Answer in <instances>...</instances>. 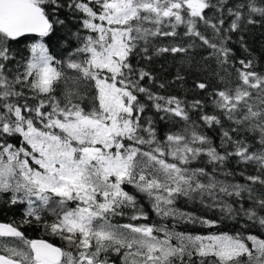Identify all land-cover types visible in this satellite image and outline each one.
<instances>
[{
    "label": "snow or ice",
    "instance_id": "6c2138e0",
    "mask_svg": "<svg viewBox=\"0 0 264 264\" xmlns=\"http://www.w3.org/2000/svg\"><path fill=\"white\" fill-rule=\"evenodd\" d=\"M258 23L264 0H0V195L23 206L19 224L0 223V264H264L259 235L177 230L218 224L182 199L264 229V73L226 44ZM196 41L211 51L193 61L204 78L191 90L207 101L153 91L139 61L187 54ZM149 104L171 122L162 138ZM205 129L219 130L218 145ZM231 160L255 174L229 170ZM237 174L243 183L229 179ZM25 225L66 247L29 239Z\"/></svg>",
    "mask_w": 264,
    "mask_h": 264
},
{
    "label": "trees",
    "instance_id": "16d2710c",
    "mask_svg": "<svg viewBox=\"0 0 264 264\" xmlns=\"http://www.w3.org/2000/svg\"><path fill=\"white\" fill-rule=\"evenodd\" d=\"M237 0H226V3H228L229 6H232V4L236 3ZM209 15H213V13H209ZM216 15H219L216 13ZM225 17H227V11L225 10ZM259 19V17H256ZM231 22L230 18L226 19L225 27ZM69 26L73 28V31H75L76 28H79V24L75 19L69 18ZM181 33L180 39L187 41V43H193L192 40H189L188 37L183 36V29H179ZM207 35L211 36V29L208 30L206 33ZM240 35L244 36L245 43L247 45L248 51H245L244 48L240 46L239 43V37ZM55 39V38H53ZM172 38H163L159 41L160 44L166 45L169 43H173ZM226 44L228 47L232 49V54L236 58V60L239 59H246L251 58L255 61V70L264 73V23H258L255 25H249L247 29L243 33H233L231 36V39L226 41ZM196 47L191 48L189 50V53L187 54H178L175 57H173L172 54H165L164 56L154 57L151 62L146 63L143 60H140L139 63L141 66H146L148 70L152 72V74L156 77V86L153 87V91H158L161 95H177L181 99H187L192 100L194 98H200L207 101V96L205 93L200 92L199 90H191L192 84L194 79L198 78H204L201 69L196 67L193 64V61L196 62H202L203 58L206 57L211 51L207 48H202L199 46V42L196 41ZM25 45L21 44L19 47L23 48ZM76 45L73 42V44L70 46L68 51L71 50V48H74ZM68 51L61 52V46H58L54 50V54H56L59 57L63 56L66 57L68 55ZM138 58L133 57L132 62L133 64L137 63ZM214 65V61H213ZM215 66V65H214ZM219 71V69L217 68ZM180 72L182 75H185L186 77V83L184 84V87H181V82H176L170 84L171 81L174 80V77L176 76L177 72ZM147 84L148 82L145 81ZM164 83L166 85V88L161 89L159 88V84ZM213 86L214 87H220L222 86L221 82L217 78H213ZM142 102L148 103L143 96H141ZM207 110L209 112L212 111V107L210 102H208ZM146 116H151L152 118L156 119L157 124L156 127L158 129V135L162 138L163 135L169 130L170 127H172L171 122L167 121H161L159 120V115L155 113V110L151 108L150 104L147 108V111L145 113ZM195 113H193V118H196ZM179 125H177L178 127ZM174 130V129H173ZM205 131L208 133L209 136L213 138V140L216 142V144H219V135H218V129L217 130H210L205 129ZM229 170L237 171V173L240 170H245L247 173L255 174V166H249L247 169H244L243 166H238L235 162V160H231L227 165ZM233 182H240L243 183L244 180L242 177H240L238 174L235 177H230ZM128 191L133 192L134 189L131 187L127 188ZM140 203L144 206V208L149 212V215L151 219L147 221V223H152L157 221L158 218L155 217L153 213H151L150 206L147 201L141 199ZM17 207H23L22 205H16ZM178 206L184 210L190 211L195 213L196 215H203L207 216L209 219L217 220L218 224L215 228H207L203 227L199 224L192 225H184L181 224L178 226L177 230L179 231H186L192 234H209L212 232L215 233H222V232H228L230 234H235L236 232H243V234L247 235L249 233L256 234L261 236V238H264V229H260L258 225L255 227L252 226L251 222L246 221L245 219L237 218V219H228V218H222V214L219 212V210H208L202 208L199 204H193L190 201H184L183 199L178 202ZM238 207V205H237ZM14 210L12 207H10L5 201L0 197V219H7L14 215ZM118 223H128V217H122V218H116ZM139 223H145V221H139ZM169 226L171 227V221L167 222ZM31 232V230H30ZM34 234L41 235V228H37V230H33ZM56 240V239H54Z\"/></svg>",
    "mask_w": 264,
    "mask_h": 264
},
{
    "label": "flooded vegetation",
    "instance_id": "af4514ba",
    "mask_svg": "<svg viewBox=\"0 0 264 264\" xmlns=\"http://www.w3.org/2000/svg\"><path fill=\"white\" fill-rule=\"evenodd\" d=\"M0 197L5 201L7 199V196L6 195H0ZM21 206V205H19ZM14 210V215L7 218V219H0V223H11L13 221H15L17 224H19V222L21 221L22 219V209L23 207H17V206H11ZM38 227H35V226H23L22 230L24 231L25 235L29 238V239H44L52 244H54L55 246H58V247H65V244L64 242L62 241H59V239L55 236H51V235H48L46 233L43 232V230L41 229V235H36L34 234L33 230H37ZM31 230V232H30ZM201 235H205V234H201ZM56 239V240H54ZM113 259L116 260V264H119V259L116 258V257H113Z\"/></svg>",
    "mask_w": 264,
    "mask_h": 264
},
{
    "label": "rangeland",
    "instance_id": "374dc122",
    "mask_svg": "<svg viewBox=\"0 0 264 264\" xmlns=\"http://www.w3.org/2000/svg\"><path fill=\"white\" fill-rule=\"evenodd\" d=\"M58 238V237H57ZM59 239V238H58ZM59 241H62L61 239H59ZM62 242H64V241H62ZM64 244H65V242H64ZM65 247H66V245H65Z\"/></svg>",
    "mask_w": 264,
    "mask_h": 264
}]
</instances>
